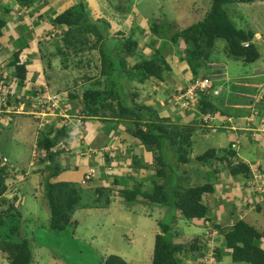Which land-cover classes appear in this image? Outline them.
Wrapping results in <instances>:
<instances>
[{
	"label": "trees",
	"instance_id": "obj_1",
	"mask_svg": "<svg viewBox=\"0 0 264 264\" xmlns=\"http://www.w3.org/2000/svg\"><path fill=\"white\" fill-rule=\"evenodd\" d=\"M42 1L45 2L47 0H9L4 4H0V38H10L18 46L8 47L7 53L9 55L6 53L4 58L0 59V82L3 81L4 73H14V76L9 74L11 77L10 81L20 85L18 93L24 94L30 91L34 96H36L37 90L32 86V81L38 79H31V76L28 75L32 72V67L28 61L23 62L21 53L24 48L20 40L14 39L13 34L10 37L6 36L4 29L9 27L16 28L19 21H24L26 16L23 10L24 6L33 7L35 11H38L42 4L38 7L37 5ZM256 1L264 0H212V8L203 17V20L183 28L177 27L175 23H170L167 40L162 43L160 48L155 49L152 55H140L139 59L141 58V60L134 64L131 70L127 68V65L129 59H133L138 53V42L132 37H126L124 33H121V36L119 33H117L118 35H111V24L105 17L96 21L98 22L97 25L93 20V11L87 0H76L73 5L51 19L53 26L62 28L61 33L55 38H51L52 40L50 39V41L52 44H56H54L57 49L56 52L64 57V61L69 60V56H72L73 53L77 54L78 50H84L89 45L87 42L88 38L93 36L96 39L95 46L98 45L101 57L105 63L102 73L94 83L95 86L86 89L82 96L72 92L69 93V104L73 107L82 106L84 119L90 117L91 111L95 110L97 114L99 112L102 114L101 117L104 118L103 120L107 124H122L126 128V132L137 144L143 145L148 151L153 153L151 164H142L138 155H133L131 158L135 171L141 168L155 171L151 187L146 189L143 183L139 181L140 183L134 185L133 188L127 187L120 190V196L127 204H133L142 199L147 204L167 207L169 211H172L169 223H159L160 233L156 235L151 264H187L183 261L184 257L198 260L204 258L207 252V240L199 236H193L189 241L183 242V240L175 239L171 234L172 224L176 222L178 216L189 222L191 220L209 222L208 228L211 227L218 230V240L222 241V246L219 244L216 249V258L218 260L221 261L224 251L229 249L232 261L235 263L264 264V249L260 244L261 239L264 238V230L262 228L252 223L249 219L242 218L235 211H233V215L230 214L235 220L230 227H224L223 222L216 223L218 222L216 217H214L215 221L210 216L212 209L205 202L204 197L206 194L215 192L216 182L208 181L200 184L179 182L181 176L178 168L180 166L185 170L184 173L188 174H191L189 171L190 167L194 171L204 166L207 169L203 176H206L208 172L210 174L213 173V176H215L220 170H225L228 177L243 176L248 184L252 180V168L239 154L241 148L240 137L237 140L235 138L231 139L229 144L223 148L211 147L204 153L193 157L191 154L194 144L193 138L196 132L201 130L200 128H203L204 132H206V130L213 129V127L194 125L195 127L185 126L179 128L177 126L175 127L176 129H172V132H170V125L166 124L168 119L161 117L160 109H155L152 104L138 103L136 98L139 94L134 93L130 97L128 88H126V91L123 85L119 87L117 81L119 80L121 83L120 78L125 76L128 78L129 83L138 81L140 84H145L148 80H152L153 84L161 85L167 81L166 72L170 70L167 57L170 54L173 55L174 49L178 51V47L183 46L185 56L188 55V61L193 66V75L188 82L189 84L183 87L185 90L195 78L206 76L201 73L199 65L201 60L205 59L204 57L209 58L213 55L211 52L214 51L218 39L227 41L229 55L233 58L248 63L256 62L260 59L261 52L254 42L255 32L236 26L226 9V6L232 3L251 4ZM22 27H25V24ZM12 28L11 30H13ZM155 29L157 30L156 32L159 31L158 27ZM3 40L5 41V39ZM50 41H43L41 45ZM207 46L210 51H203ZM168 48L171 52L169 54ZM54 51L51 53L54 54ZM10 58L11 60L9 61ZM195 62L196 64H194ZM11 67H14V71ZM119 73H122L120 77L118 76ZM117 77L118 79H116ZM26 79L30 82L28 86H24ZM38 81L42 82L41 79ZM0 85L7 88V85ZM16 85L15 89H17ZM43 88L44 86L41 89ZM177 91L179 89L176 88L173 93ZM11 92L12 88H9V93L11 94ZM173 93L172 91L167 93L166 104H168V99L172 97ZM11 96L9 101L3 104V107L7 106L11 101L13 102L16 98L15 95ZM254 102L251 101V103ZM215 104V98L212 95L203 94L199 101L200 109L197 111V118L204 113L215 114L218 108ZM231 115L234 116V114ZM236 120L237 118L235 117ZM201 123L204 124L203 121ZM222 130L227 135L231 133L230 127L225 125ZM42 132L44 133L41 134L36 145L38 150H42L45 155H40L42 163H38L39 169L35 167L33 172H37L42 176V184L50 210V229L51 231L63 232L76 228L77 222L73 219V215L78 208L83 207L80 204V200H82L81 189L71 182L53 181V178L63 171L61 156L67 152L71 130L67 126H62L60 128L49 127L47 131L44 130ZM123 140V142H128L127 139ZM128 144L130 149L135 147L132 143ZM236 145H238V148L235 147ZM95 153L106 157L108 162L113 159L109 153H102V149ZM118 156H121V154ZM0 161V197H2L9 188V182L19 179V171L16 170V174L11 175L8 159L6 158L4 163L2 159ZM216 163L221 165L219 170L218 167H215ZM259 170L264 173V170L260 168ZM188 176V179L192 177L191 175ZM250 187H254V185ZM96 190L99 195H102L103 191L107 190V194H110L109 191L114 189L97 187ZM112 192L114 193V191ZM18 196L15 195L12 201L5 198L1 201L2 203H7L8 206L0 211V251L7 256L9 264H32L34 261L32 243L28 235L23 232L25 229L24 211L21 209L23 201ZM100 197L102 198V196ZM100 197L95 199L92 204L84 205V207H99ZM109 198L110 196H107L106 202L108 203H110ZM258 201L264 204V200L259 199ZM255 202L257 201L255 200L253 203ZM257 205L259 208L260 204L257 203ZM227 223H229V220ZM176 233H179L178 230ZM63 260L66 259L63 258ZM95 264L131 263L119 255L109 254L105 257H98Z\"/></svg>",
	"mask_w": 264,
	"mask_h": 264
},
{
	"label": "rangeland",
	"instance_id": "obj_2",
	"mask_svg": "<svg viewBox=\"0 0 264 264\" xmlns=\"http://www.w3.org/2000/svg\"><path fill=\"white\" fill-rule=\"evenodd\" d=\"M149 1L150 0H142L139 4L140 7L143 8V5L147 3L148 8L145 9L152 12L150 14V17L152 18L150 22L151 30L149 33L146 30L140 32V28L137 26V23L136 26L133 24L130 27L124 26L122 29L120 28L121 30L117 29V19H110L105 16V18L111 24V35H118L117 33H119L121 36V33H124L126 35L129 34L130 36V33L136 30V34H131L130 37H134L133 39L136 40L141 46V55H146L144 51L146 47L144 45H148V41L154 40V43L152 44V49L154 50L161 47L162 43L167 40L169 32L167 28L169 25L166 26V28L163 26L166 22L168 23L170 20L175 18V16L178 15L177 19L180 20L185 15L189 14L187 16L189 19H187V17L183 18L182 22H188L187 20L192 18L190 23L193 24L203 20V17H205L207 12L212 8V0H153L154 5H150L148 3ZM91 2L93 5L96 4V0H91ZM195 2L198 3V5L196 4L197 6L192 5L195 4ZM150 3L152 4V2ZM177 3L180 5L175 7L174 5H177ZM226 9L230 18L235 22L236 26L253 30L257 34L255 44L258 46L261 52V57L254 63L243 61L244 66L241 67L236 62L239 61V63H241L242 60H236L229 55L227 41L225 39H218L214 51L211 52L213 55L209 58L204 57L205 59H200L201 62L199 66L201 73L206 76L213 77L214 81L217 82L219 87L221 84L217 79V75L213 73L225 74L229 70L228 74L235 79L236 76L240 75L241 73H245L244 75H252L253 72L258 73L255 70L264 68V1H256L251 4L232 3L227 5ZM193 11L195 14L191 13ZM92 16L94 17L93 20L95 22L100 19L93 13ZM29 19L31 20H28L27 22L32 24V21L34 20L32 18ZM21 22L22 21H19L18 23ZM96 23L98 25V22ZM176 26L183 27V25L180 23H177ZM157 27L159 28L158 32H156L157 30L155 29ZM95 41L96 39L93 36L88 38L87 42L89 45H85L86 47L84 50H78L77 54L73 53L72 56L70 55L69 60L67 61H64V57L62 55L57 54V49L54 46L55 43L52 44L50 41L41 45L36 41L33 43L30 42L27 47L28 52L24 51L21 53V55L23 57V62L28 61L30 65L34 64V66H32V72L28 75L31 76V79L33 78L35 80H42V82L38 80L34 81L32 86L37 90V94H39L42 86H44L45 90L47 89L46 93H43L42 95L43 99H41V102H47V105H44L43 108L40 109L35 103V98H37V96L32 95L30 91H27L24 94L20 92L18 93L20 85H17V89L14 90V95L16 96L14 101H11L12 103L10 102L7 106L0 107V159H2L3 163L6 161V158L8 159V167L11 175L16 174V170L19 171V179L10 181L9 188L3 194V196L0 197V211L8 206L7 203L1 202L3 198L12 201L15 197L14 194L19 195L18 197H21L20 200L23 201L21 204V209L27 213V215H25V229L23 232L28 235L32 243V251L34 256V261L32 264H95L98 260V257L101 258V256L105 257V255H107L105 253L119 255L131 264H151L153 261L155 237L157 234L156 232L160 231L159 223L162 222L163 224H166L171 220L170 216L172 211H169L167 207L147 204L142 199L136 203L127 204L124 202L122 197H119L120 192L117 194L114 191L113 196L119 197H117V203H111L109 204L110 206L108 208H105L106 203L108 204V202H106V198L103 199L102 197V200L98 202V205L105 206L103 208H92V211H89L87 214V220H83L81 225L77 228L70 230L68 229L63 232L51 231L50 229V211L46 203L41 198V186L43 185L41 183L42 176L37 172H32L30 174V171H33L35 167H39L37 164L42 163L41 156L45 155L42 150H38L36 143L41 134L44 133L42 131H47L49 127L60 128L62 126H67L71 130V138L68 140L69 146L67 147L66 151L69 150L68 152H70L72 149V153L67 152L65 154L66 156L64 155L66 159L65 163H68L70 160H74L76 153L80 151V148L76 149L75 143L79 145L78 143L80 134L82 133L85 136L86 133L83 129L80 133V128L84 125V122L81 121L83 119L80 118V116L83 115V110H81L80 107H73L70 105L68 95L72 92L76 95L78 94V96H82V93L86 89L95 86L94 83L96 82V79L104 69L105 63L101 57L98 45L95 46ZM158 43L160 46H158ZM207 47H205L203 51H210V48ZM1 50L2 48L0 47V51ZM53 51L54 54L51 53ZM167 51L168 54L171 53L169 48ZM152 54L153 53H149L148 55ZM180 57L183 58V60H181ZM188 59V55L185 56L183 46H179L178 51L174 49L173 55L170 54L167 57V61L170 64V70H167L166 72L167 81L165 82V86L168 87L172 93L173 90L176 89L175 83H178L179 86H182L183 79L186 77V75L183 76V73H193V66L191 63H189ZM140 60L141 58L139 59V56L137 59L130 58L127 68L129 70L133 69L132 67L134 64ZM194 64H196V62ZM218 70L223 72H218ZM9 74L14 76V73ZM121 74L122 73H119L118 76L120 77ZM116 79H118V77ZM120 80L121 83L119 80H117L119 87L122 85L124 89L128 87L130 90V97H132V95L135 93V90L139 92V95L136 99L140 104L150 105L152 104L154 97L158 98L155 95H153V98L151 97L154 92L153 89H159V87H155L154 85L150 84L152 80H150V85H145L144 83L140 85L138 81H131V83H129L128 78L125 76L121 77ZM35 82H39L42 86ZM133 87H136V89ZM220 89L222 92V88ZM164 91L165 87L160 86L158 94L163 93ZM223 91L224 92L222 95H220V98L215 99V105L218 106L222 100H226L228 104L234 103L232 98L233 92L229 94V92H226L225 88H223ZM262 94H264V89L262 90ZM173 95L174 93L172 96ZM53 96H57L59 102L58 100H56L55 103L49 101V97ZM167 96L168 95H166V97ZM67 98L68 100L66 101ZM170 99L171 98L168 100ZM243 100L246 99L244 98ZM60 101H63L66 105H63L56 111H49L47 109L49 106L56 107V105H60ZM258 101H260V97H257V102ZM258 103L261 104L260 107L248 105V109H252L253 113L258 112L259 117L256 116L254 118L253 116H248L245 118L248 121L256 122V128L261 127V123L264 120V116L261 117L260 115L262 113L261 111L264 112V101H260ZM53 104L55 106H53ZM161 104L162 106L167 105L166 108L163 109L166 113L161 115L162 111L159 110V112L161 117L168 119L166 124L170 125V132H172V129H176L175 127L177 126L181 128L194 125H206L207 127H213L215 130L209 129L204 132L203 128H200L201 130L196 132L195 136L197 137L194 136L196 140L193 138L194 144L191 154L193 157H196L197 154L204 153L215 145L220 146L218 147L219 149L229 144L230 135L225 134V132L218 127L220 122L224 119V116L220 115L221 110L219 108H217L215 114H211L215 115L213 116V120H208L209 116L205 113L202 116L199 114L200 116H198V120L197 111L200 109V107L195 103L190 104L187 101H184L182 106L186 105L188 109H184L181 107V105H173L176 104L175 101H173V104H170L169 102L166 104L165 101H162ZM152 105L155 109H159L154 104ZM94 111H91L90 119H92V117L101 118L102 114L100 112L97 114L96 111ZM41 112L42 116L39 115ZM53 112H57L59 116L52 115ZM60 112L63 113V116L60 115ZM231 112L232 111H230V113ZM201 121H203L204 124L201 123ZM224 123L225 122H223V124ZM40 127H42V129ZM235 128L237 127L235 126ZM212 133H216L218 137L209 138L208 136ZM250 134L249 132L241 131V140L248 139L249 141L253 140L257 142L256 138L253 137V134ZM231 136H235V140L238 139V136L234 130H232ZM113 138L116 139L115 141L117 143H121L126 150V145L120 141L119 135L115 134ZM90 141L92 142L91 139ZM137 142L139 143L138 140ZM235 147L238 148V145ZM97 150L100 151V149ZM125 150H122V152ZM95 152L88 151V148L87 151H85L86 156L88 153L95 155ZM122 152L117 151L116 155ZM94 160L95 157L92 156V161ZM83 163L84 162L82 158V166L80 167L81 172L79 177H81L83 174L82 171L85 167L83 166ZM215 167H219V163H216ZM107 169H111V171L114 170L113 166H109ZM206 169L207 168L203 166L193 171V169L190 167L189 171L191 174H188L184 173L185 170L182 168V166H180L178 168L179 175L181 176L179 182H189L190 184H200L208 181L218 182L219 179H217V177H220V173L213 176V173L210 174L208 172L206 176H203L204 173H206ZM23 171H25V173H23ZM226 172L227 171L224 170L225 176ZM188 175H191L192 177L188 179ZM224 175L221 172L222 181H226L228 183L229 181L226 179L224 180ZM83 176H85V174ZM110 177L111 176L108 175V182ZM227 178L231 179V177ZM233 180H241V176L237 177V179L233 177ZM138 183H140L139 178L138 175L135 174L133 175V178L129 179L128 184L125 185V187L133 188V186ZM221 183L223 184V182ZM234 184L235 182H230L224 185V188L223 185H218L217 188L219 191L216 190L214 193L205 195V202L212 209L210 216L213 218H218L219 216L217 219L218 222L216 223L223 222L224 227L232 226V222L235 221L234 218H231L229 223H227L228 221H225V218L229 217L228 215L231 212L230 209L239 214H241L242 210V202L240 199H238L239 195L237 192L234 193L236 188H232V193H226V197L223 199L219 196L222 191H230ZM89 185H91V182H88L86 185L84 184L83 187L87 188ZM105 192L108 191L106 190ZM82 193L83 199L80 200V204H92V202H94L96 199L92 191L85 193L83 191ZM109 196L111 198L112 193H110ZM257 198L259 199L260 195H257ZM119 204H121L120 208H115L114 205ZM222 207L223 209L230 207V209L220 210ZM88 210H91V207L88 208ZM254 213L258 215L257 212ZM209 225V222H202L201 220H191L189 222L188 220L178 216L176 222L172 224L171 234L175 239L180 241L183 240V242L189 241L193 236H199L206 240L207 236L210 237L208 228ZM177 230L180 234L176 233ZM219 244L222 246L221 243H218V245ZM226 250L227 251H224L223 258L221 257L224 264H228V261H232L231 255L229 258L226 257V252H228L229 249ZM63 258L66 260H63ZM183 261H185L187 264H204L202 259L198 260L184 257ZM219 262L220 260H218L217 264H219ZM0 264H9L7 256L1 252Z\"/></svg>",
	"mask_w": 264,
	"mask_h": 264
},
{
	"label": "crops",
	"instance_id": "obj_3",
	"mask_svg": "<svg viewBox=\"0 0 264 264\" xmlns=\"http://www.w3.org/2000/svg\"><path fill=\"white\" fill-rule=\"evenodd\" d=\"M87 1L89 2V5L93 11L92 13L95 14L97 17H100V19L104 18L105 16H107L110 19H117V23H116L117 29H120V28L122 29L124 26L130 27L133 24H134V26H136V23H137L138 24L137 26H139V28H140V32L143 30H146L149 33L151 30V23L150 22H151L152 17H150V14L152 12L145 9V8H148L147 3H145L143 5V8L140 7L139 4L141 3L142 0H96L95 5H93L91 0H87ZM6 2H8V1L0 0V4H4ZM75 2H76V0H47L45 2L42 1L40 4L37 5V7H38L39 5L42 4V6L40 7V10L42 9L41 11L40 10L35 11V8H33L31 10V14H35V12H36L37 13L36 15H38V18L36 19V21L34 20V17L32 18L35 21V22L32 21L33 24H29V22H27L28 19L26 16V17H24L23 22L17 24L16 28L11 27L14 30V32H13V30H11L10 27L7 29H4L5 35L10 37V35L13 34L14 39H19L24 50L26 52H28L27 47L30 44V42L33 43L36 40V35L38 34V32H42V31L47 32V30H45V27H46V25H49L48 23H50L47 21L56 17V15L60 14L62 11L69 8ZM150 2H152V4ZM148 3L150 5H154L153 0H150ZM196 4L198 5L197 2H195V4H192V5H196ZM179 5L180 4L177 3V5L175 4L174 6L177 7ZM191 13L195 14L194 11ZM188 15L189 14L185 15L183 18H186ZM177 17H178V15L175 16V18L170 20L168 23L166 22L163 27L166 28V26L170 25V23H175V24L180 23L181 25H183V27H187V26L191 25L190 21L192 20V18H190V20H187L188 22H182L183 18H181L179 20V19H177ZM187 19H189V18L187 17ZM24 24H25V27H22ZM32 25H33L35 30L32 28ZM167 28L169 30V27H167ZM241 28H244V27H241ZM135 31L134 32L132 31V33H130V36L133 33L136 34ZM153 34H156V33H153ZM130 36H129V34L126 35V37H130ZM132 38H134V37H132ZM3 39H5V41ZM256 39H257V34L255 33L254 42L256 41ZM147 43H148V45H144L146 47L144 49L146 55H148L149 53L150 54L154 53V49H152V44L154 43V40L148 41ZM13 46L18 47L17 44L13 43V41L10 38H8V39L6 37L0 38V47L2 48V50L0 51V59L4 58V55H6V53L8 52V47L13 48ZM158 46H160L159 43H158ZM141 50H142L141 46L139 45L138 53L136 54L135 57H133V59L134 58L137 59L138 56H140L142 54ZM7 55H9V54L7 53ZM10 60H11V58L9 59V61ZM236 63H238L239 66H241V67L244 66L243 61L241 63H239V61H237ZM32 66H34V64H32L31 67ZM11 69L14 71V67H11ZM255 71L258 73L253 72L252 75H247V74L244 75L245 73H241L240 75L236 76L235 79H234V77H231L228 74L229 70L225 74L224 73H213V74L217 75V77H218L217 79L219 80V82L221 84L220 88H222V92L220 95H222V93L224 92L223 88H225L226 92H229V94L231 92H233L232 98L234 101V103H232V104L229 103L230 104L229 105L226 100H224V101L222 100L220 102V104L218 105L219 106L218 108L221 110L220 115L224 116V119L220 122L218 127L221 130H222L224 125L226 127H228V124L227 123L223 124V122H224V120L226 121V117H228V116L233 117L231 114H234V117H236L237 120L236 121L234 120V122H233L234 127L230 128L231 132H232V130H234L236 132L238 138L240 137L241 131L249 132V134L252 133L253 137H255L257 140V142H255L253 140L249 141L248 139L241 140V142H240L241 148H240V152H239L240 156L243 159H245L251 165V167H257V168L264 170V130H262V128H260V127L256 128L257 127L255 125L256 122L252 124V127L254 130H251L250 127L247 126V119H245L247 116L250 115V111L248 110V103H251L250 99L255 96L256 91H258V90L260 91L262 88H264V80H263L264 68L263 69H257ZM218 72H223V71L218 70ZM259 72H261V73H259ZM185 75L187 78L185 77L183 79L182 86H179L178 83H176V85H177L176 88H178V89L180 87L183 88L184 86H187V84H189L188 82L191 80L193 74L192 73H183V76H185ZM149 83H150V80H148L147 83H145V85L149 84ZM150 84L154 85L155 87H159V89H160V86L165 87V91L163 93H160V94H158L159 89H153L154 92L151 96L152 98H153V95L158 97V98H155V97L153 98L152 104L157 106L162 111L161 114L163 115V113H166L163 109H165L167 105L162 106L161 103L166 98L167 93L170 92L171 90H169V88L165 86V82H163V84H161V85L153 84L152 82ZM133 88L136 89V87H133ZM128 91H130V90L128 89ZM134 92L136 93L138 91L135 90ZM138 94H139V92H138ZM218 98H220V96ZM244 98L246 100H243ZM239 101H242V102H239ZM230 111H232V112L230 113ZM261 112L262 113L260 115H261V117H263L264 112L263 111H261ZM257 117H259V115H257ZM90 118L91 117H86V119L83 120L84 125H83V127L80 128V133L83 129L86 132L85 136L81 133L80 137H79V143H78L79 145H77L75 143L76 149L80 148V151L76 153L75 159L70 160L68 163H65V161H66V159H65L66 155L65 154L69 150L67 152H65L64 154H62L61 160H62V165H63V171L61 174H59L55 178H53V181H55V182H60V181L61 182H71L77 188L81 189L82 192L84 191V193H85V192L92 191L93 195L96 199L99 198L100 196H102L103 199L106 198V201H107V196H109L110 194H106L107 192L103 191V194L99 195L98 194L99 192L96 190L97 187L103 188V189L105 187H113L114 190H112V191H115V193L118 194L120 192V190L127 188V187H125V185L128 184L129 179L133 178V175H135V174L138 175L139 181L143 183V185L146 189L148 187H151L152 182L154 180L155 171L153 169H145V168H141V169L135 171L133 166H132V159L131 158L133 155H138V158L142 161V164H151L152 158H153V153L151 151H148L143 145L137 144L136 141L126 132L125 126H122L119 124L118 125L107 124L106 122H104V120H103L104 118H102V117L101 118L100 117L99 118L98 117H95V118L92 117V119H90ZM221 119H222V117H221ZM85 126H86V128H85ZM235 126L237 128H235ZM115 134L119 135L120 141L123 142L124 141L123 139H127L128 142H123L126 145V150L124 149L125 151H123L122 153H118L117 155L111 156L113 158L112 161L108 162L106 157H104L102 155H98V154L92 155L91 153L90 154L88 153V155L86 156L85 151H87V148H88V151H90V152L91 151H98L97 149H103L104 147L108 146V144L110 142L111 143L113 142V136ZM195 137H197V136H195ZM208 137L209 138H217L218 136L215 133H212ZM229 137H230V141H231V139L235 138V136H231V133H230ZM90 139L92 140V142L90 141ZM194 139L196 140V138H194ZM239 139H241V137ZM83 140H85V141H83ZM130 140H131V142H130ZM128 143L134 144L135 147L130 149V146ZM214 147L218 148L220 146L215 145ZM68 153H72V149ZM120 154H121V156H118ZM92 156L95 157L94 161H92ZM82 158H83V162H84L83 166H85V167L82 171L83 174L81 175V177H79L80 172H81L80 167L82 166V164H81ZM109 166H113L114 170L111 171V169L110 170L107 169ZM220 167H221V165L219 164L218 169ZM92 168L95 170V175H94V179L92 181H90L91 185H89L87 187L88 188L87 189L86 187H83V185H84L83 180L85 177L83 175L84 174L86 175V172ZM99 169H100V171H99ZM98 171H99V173H98ZM221 172L224 175V170H222V171L220 170V172H219L220 174L218 173L220 175V177L219 176L217 177V179H219V180H218V182H216V184H217L216 190L219 191V189L217 188L218 185H223V188H224V185H226L230 182L231 183L235 182V184L231 187L230 191L229 190L222 191L221 192L222 194L221 193L219 194L220 198L223 199L224 197H226V195H225L226 193H232L233 192L232 188H236L234 193L235 192L238 193V195H239L238 199H240L242 202V205H241L242 210H241V214H240V215H242V218L247 219V220L249 219L252 223H254L257 226H259L260 228L264 229V204L261 203V201H258L257 193L255 191H253L250 187H248V184L246 182V178L241 176V180L234 181L232 177H231V179L227 178L228 176H227V172H226L227 177L224 175V180L226 179L227 181H229L227 183L226 181H222ZM108 175L111 177L113 176L112 178L110 177L109 182L107 180ZM235 179H237V177H235ZM221 182H223V184ZM41 183H42V181H41ZM92 184H93V186H92ZM112 184H114V185H112ZM112 191L110 190L109 193L113 194ZM14 195H16V194H14ZM117 197L112 195V197L109 198L110 203H108L105 208H108L110 206L109 204H111V203H117L116 202ZM119 197H121V196H119ZM41 198L47 205L43 185L41 186ZM82 199H83V193H82ZM204 199H205V197H204ZM100 200H102L101 197H100ZM255 200L257 202L253 203ZM257 203L260 204L259 208H258V205L256 206ZM81 205L83 207L78 208L73 215V219H75V221L77 222L76 228L81 225L83 220H87V214L89 213V211H92V208H91V210H88V208H90V207H84V205H86V203H82ZM104 206L105 205H102L99 207H94V208H103ZM114 206H115V208H120L121 204L114 205ZM47 207H48V205H47ZM227 209H230V207H228L226 209H223V207H222L220 210H227ZM98 210H102V209H98ZM230 211L231 212L228 215L229 217L225 218V221H228V220L230 221V219L232 218V215L234 213L231 209H230ZM254 212H257L258 215H256ZM230 214H232V215L230 216ZM25 215H27V213L24 212V215H23L24 220L26 219ZM218 218H219V216H218ZM218 218L216 217V219H218ZM216 219H215V221H216ZM156 233L158 234V233H160V231H158ZM221 237L223 238L222 235H221ZM155 239H156V237H155ZM220 243H222V241ZM260 244H261V247L264 249V238L261 239ZM226 253H227L226 257L229 258V256L231 255L230 250H228V252H226ZM105 254L109 255L108 253H105ZM231 260H232V258H231ZM231 262H233V261H228V264H242V263H235V262L231 263ZM219 264H224L223 259L220 261Z\"/></svg>",
	"mask_w": 264,
	"mask_h": 264
},
{
	"label": "built area",
	"instance_id": "obj_4",
	"mask_svg": "<svg viewBox=\"0 0 264 264\" xmlns=\"http://www.w3.org/2000/svg\"><path fill=\"white\" fill-rule=\"evenodd\" d=\"M16 9H18V7H16ZM23 10H24L25 14L27 15V19L32 18V17H30V11L32 10L31 7L24 6ZM21 13H22V11H21ZM39 38L41 40V39H43V36H40ZM46 38H47V36L44 37V39H46ZM10 79H11V77L8 73L3 74V81L0 82V84L7 85V88H4V87H2V85H0V107H2L3 104H6L7 101H9V98L11 95H14V89H15L16 84L14 82L10 81ZM29 84H30V82L26 79L24 81V86H28ZM9 88L10 89L12 88L11 94L9 93ZM219 90H220L219 88H215V83H214L213 77H210V76L197 77L194 79V81L185 90L182 88V89H179V91H177L176 93H174V95L169 100V103L173 104V101H175L176 104H173V105H175V106L181 105V107H183L184 109H188V107L186 105L182 106V104H184V101H187L190 104L195 103L198 105L199 101L201 99V96L203 94L218 95L220 93ZM46 91H47V89L45 90L43 88V89H40L39 94H36L37 98H35V103L38 105V107L40 109L43 108L44 105H47V102H43V103L41 102V99H43L42 95H43V93H46ZM49 99H50L49 101H52V103H55L56 100H58L57 96L49 97ZM67 100H68V98L66 99V101ZM63 101L62 102L60 101V105H56V107L49 106L47 109L49 111L50 110L56 111V110L60 109L63 105H66ZM58 102H59V100H58ZM53 106H55V105L53 104ZM258 114H259L258 112L253 113V111H252L249 116H253L255 118ZM39 115L42 116V112L39 113ZM52 115H58L59 116V114L57 112H53ZM60 115L63 116V113L60 112ZM208 116L211 119H213V117L211 115L208 114ZM229 120H231V118H229ZM253 123H255V122L247 120V126H249L251 130H254L252 127ZM260 128H262V130H264V120L261 123ZM115 140L116 139L113 138V142L110 145L104 147L102 149V153H109L111 156H113V155H116L117 151L122 152V150H124L123 145L121 143H117ZM94 172H95L94 169H90L88 171V173L86 174L83 182L85 183L86 181L90 180L94 176ZM259 178H262L261 175ZM255 182H256V180H252L251 182H249V184L255 185ZM260 192L262 193V198H264V187L260 189ZM209 234H210V237L207 236V238H206L208 243H207V253L203 258L204 264H214V262L216 261V257H215V243H216V241L215 240L219 236V232L216 229L209 228Z\"/></svg>",
	"mask_w": 264,
	"mask_h": 264
},
{
	"label": "clouds",
	"instance_id": "obj_5",
	"mask_svg": "<svg viewBox=\"0 0 264 264\" xmlns=\"http://www.w3.org/2000/svg\"><path fill=\"white\" fill-rule=\"evenodd\" d=\"M32 9H33V7H31ZM37 13L35 12V14H31V11H30V17H34V20L36 21V19L38 18V15H36ZM27 16V15H26ZM25 16V17H26ZM26 20V19H25ZM28 20H31V19H28ZM34 21V22H35ZM47 22H50V23H48L49 25H46V27H45V30H47V32H44V31H42V32H38V34L36 35V42L37 43H39V44H41V42H43V41H46V40H50L51 38H55L58 34H60L61 33V31H62V28H60V27H55V26H53L52 25V22H51V20H49V21H47ZM33 24V23H32ZM32 28L34 29V27H33V25H32ZM35 30V29H34ZM40 36H43V39H41L40 40ZM45 36H47V38L46 39H44V37ZM34 41V42H35ZM26 49V48H25ZM25 50H22V52H24ZM32 82H34V81H32ZM36 83V82H35ZM214 83H215V88H219L220 89V87L217 85V82L216 81H214ZM264 88H262L260 91L258 90V91H256V94H255V96L254 97H252L251 99H250V101H255L254 103H248V105H253V106H255V107H260V106H258V105H261L260 103H258V102H260V101H264V94H262V90H263ZM220 93H221V89H220ZM220 93L218 94V95H214V94H209V95H212L215 99H217L219 96H220ZM257 97H260V101H258L257 102ZM165 101V100H164ZM199 105V104H198ZM80 108H81V110H82V106H80ZM249 111H250V114H251V112H252V109H248ZM209 113H207V115H208ZM209 115H211V114H209ZM212 117L213 116H215V115H211ZM233 116V115H232ZM248 117V116H247ZM80 118L81 119H83L84 120V116L82 115V116H80ZM229 118H231V120H229ZM213 119H214V117H213ZM213 119H211L210 117L208 118V120H213ZM232 119H233V122H234V120H235V117L233 116V117H226V121H224L225 123H228V127H230V128H232V127H234L233 126V122H232ZM83 120H81V121H83ZM41 129H42V127H40ZM40 129V130H41ZM70 138H71V136H70ZM33 166V165H32ZM252 168V180H256V182H255V185H254V187H250L251 185L248 183V187H250L253 191H255L256 193H258V195H260V198L259 199H262V200H264V198H262V193L260 192V189L261 188H263L264 187V173H261L260 172V170H259V168H257V167H251ZM93 169V168H92ZM34 170H35V168H34ZM33 170V171H34ZM33 171H30V174L33 172ZM87 174V173H86ZM94 175H95V173H94ZM260 175H261V177L262 178H259L260 177ZM86 176V175H85ZM94 177V176H93ZM92 177V178H93ZM92 178L90 179V180H88V181H86L85 183L83 182V184H86V183H88V182H90L91 180H92ZM253 178H256V179H253ZM259 178V179H258ZM84 179H85V177H84ZM251 180V181H252ZM84 181V180H83ZM250 181V182H251ZM114 182V181H113ZM112 182V183H113ZM112 185H114V184H112ZM110 188H113V187H110ZM258 199V200H259ZM216 243H215V257H216V249H217V247H218V243H219V240H218V237L216 238ZM207 253V252H206ZM206 255V254H205ZM202 261H203V259H202ZM218 263V259L216 258V261L214 262V264H217ZM220 263V262H219Z\"/></svg>",
	"mask_w": 264,
	"mask_h": 264
}]
</instances>
